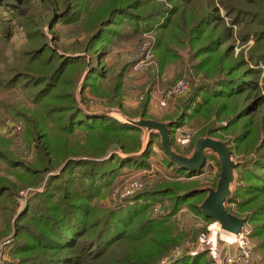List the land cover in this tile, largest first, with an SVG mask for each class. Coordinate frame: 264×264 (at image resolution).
I'll return each mask as SVG.
<instances>
[{
	"label": "trees",
	"instance_id": "trees-1",
	"mask_svg": "<svg viewBox=\"0 0 264 264\" xmlns=\"http://www.w3.org/2000/svg\"><path fill=\"white\" fill-rule=\"evenodd\" d=\"M93 1H100V6L94 8ZM35 4H43V15L31 12ZM55 13L54 27L88 31L83 44L87 56L59 53L51 46L44 28ZM12 21L25 30L28 44L10 60ZM54 27L51 33L56 38ZM151 32L163 60L178 59L174 47L188 43L196 73L208 79L169 122L171 135L187 118L209 121L216 116L227 121L226 127L209 128L210 136L230 132L233 137L226 142L233 157L243 156L227 210L251 224L264 264V0H0V95L20 90L35 104L30 109L0 98L2 118L24 121L25 140L37 147L31 165L9 154L8 144L0 149V161L22 169V175L15 172L20 181L45 182L43 192L28 200L12 225L8 219L5 230L12 233L14 228V261L8 264H212L204 252L170 255L185 239L175 235L174 220L183 206L211 220L200 209L207 197L203 183L175 180L114 208L101 204L124 169L150 167L152 147L160 136L152 134L144 148V129L107 115L86 114L76 90L89 89L116 101L126 69L106 84L112 72L103 64L108 46ZM251 40L254 44L246 54L243 50L236 54L237 41L244 47ZM147 105L141 118H148ZM207 160L219 165L213 155ZM167 166L178 177L203 174L188 173L168 161ZM19 188L0 179V215L9 218L15 212ZM161 200H168L171 210L151 215Z\"/></svg>",
	"mask_w": 264,
	"mask_h": 264
},
{
	"label": "rangeland",
	"instance_id": "rangeland-1",
	"mask_svg": "<svg viewBox=\"0 0 264 264\" xmlns=\"http://www.w3.org/2000/svg\"><path fill=\"white\" fill-rule=\"evenodd\" d=\"M93 7L100 6V1H93ZM32 13H41L43 15L45 9L43 4H35L30 7ZM44 12V13H43ZM58 20V14H54V18L49 26H45L44 32L47 34L51 41V46L55 47L59 53H67L68 55L74 54V56H87L84 52V43L88 39V31L83 28H73L66 25L55 26L56 18ZM228 25L229 21L227 18ZM56 32V38L52 35V28ZM10 29L12 30V38L8 47V58L11 60L14 58V54L25 48L28 44L26 32L22 27L16 26L15 22H11ZM235 32L237 27L233 26ZM156 34L154 32L144 33L142 36L131 39L116 41L112 45H109L103 59L105 68L111 70L109 73L106 84L112 82V77L119 74L123 69H126L124 77L121 80L122 89L119 93V98L116 101L110 100L105 96L94 95L89 89L84 93L79 89L76 90L77 101L79 107L86 114L93 115H107L122 123H129L127 119L139 120L141 113L143 112V106L147 102V119L156 120L160 122H170L174 120L183 109V104L189 98L194 89L199 88L203 83L208 82V79L202 74L198 75L195 71L196 61L192 57L190 47L188 43H185L183 47L175 46L178 59L169 61L163 60L162 56H159L155 51ZM253 40L249 41L248 45L240 46V42L236 43V54L242 50L248 52V49L253 45ZM162 61H164L162 63ZM162 63V64H161ZM206 78V79H205ZM184 83L185 89L181 90L179 84ZM103 84H105L103 82ZM113 97V96H111ZM1 99H10L20 105L28 106L30 109H34L35 104L33 101L27 99L26 95L18 90L14 91L10 95H0ZM2 108L0 106V149L4 150L7 145V152L14 156L17 160L24 162L26 165L35 163L37 159V147L33 142L28 144L25 140V134L27 131V125L24 121L16 120L13 118H2ZM217 117L212 116L208 121L207 119L195 120L188 119L185 124L177 128L173 135L174 138V150L183 156L190 157L194 151L193 144L200 138L210 137L212 139L220 140L225 143L231 137L230 132L226 131L218 132L214 136H210V126H227V121H220ZM22 123L21 131H15L9 128V123ZM131 124V123H129ZM190 136V144L184 146L178 142L181 136ZM147 130H144L142 135V142L144 148L148 145ZM153 153L150 157V167L144 169L127 168L116 180L115 187L112 192L102 200L101 204L107 208H114L121 203H125L128 199L140 196L141 194L155 190L162 187L164 183H171L178 181L183 184L191 183H203L204 188H216L220 178L221 165L217 155L210 153L217 158L219 165L215 160H207L206 166L203 168V174L195 178H187L186 176H175L172 168L167 166V161L170 163V159L166 156L161 147V139H156L152 147ZM233 154V153H232ZM10 155V156H11ZM236 163L243 160V156L233 157ZM15 172L23 174L22 169L17 168L14 170L10 168L7 162L0 161V179H7L12 183L19 185L18 195L15 198L13 207L15 212L11 214L9 218L2 214L0 215V234L3 235L5 228L7 227L8 219L11 225L15 222L25 210L28 200L37 192H43L44 181L38 185H30L26 181H20V178ZM49 175L45 177L44 180ZM238 173L235 170V182L233 184V191L235 190L238 182ZM133 183L141 184L142 187L138 192H135L133 197H122V194L130 189ZM203 203V202H202ZM233 209L235 206L232 207ZM158 210V211H157ZM171 210V205L168 200H161L155 204L150 214L154 216L166 215ZM236 210V209H235ZM13 216V217H12ZM245 219V218H244ZM176 231L175 235L182 234L185 239L179 244L170 255H174L177 252H189L197 247L200 236L208 231V227L212 224L210 221H206L199 215H195L187 206H183L180 213L175 217ZM247 228L253 232L251 224L247 222ZM14 228L12 233L0 236V250L5 253L4 264L14 261L12 257V250L14 247ZM252 247L254 250V257L258 264H263L262 257L257 252L256 244L252 239ZM207 253V252H204ZM208 254V253H207ZM211 259L210 255L208 254ZM212 261V259H211ZM213 264V262H212Z\"/></svg>",
	"mask_w": 264,
	"mask_h": 264
},
{
	"label": "water",
	"instance_id": "water-1",
	"mask_svg": "<svg viewBox=\"0 0 264 264\" xmlns=\"http://www.w3.org/2000/svg\"><path fill=\"white\" fill-rule=\"evenodd\" d=\"M57 20V17L55 18ZM127 121L138 128L147 130L148 141L152 134H157L161 139V147L170 162L179 169L188 173L201 172L207 164V155H217L221 173L216 188H204L207 197L200 206L203 215L220 223L223 232L238 235L247 224V220L227 210V204L233 195L235 182V170L237 163L233 159L229 145L223 141L210 137L200 138L196 141L194 151L190 157L178 154L173 149V140L169 122H160L151 119L140 118L139 120ZM149 143V142H148Z\"/></svg>",
	"mask_w": 264,
	"mask_h": 264
},
{
	"label": "built area",
	"instance_id": "built-area-1",
	"mask_svg": "<svg viewBox=\"0 0 264 264\" xmlns=\"http://www.w3.org/2000/svg\"><path fill=\"white\" fill-rule=\"evenodd\" d=\"M179 88L185 89L184 83H180ZM9 123V128L15 131H21L22 123ZM178 142L186 146L190 144V136H181ZM141 184L133 183L122 197H129L141 189ZM158 211V210H157ZM248 224V223H247ZM244 226L243 230L238 234H228L222 231L221 225L218 222H213L208 231L203 233L198 241L197 247L189 252L191 256H196L199 253L207 252L213 264H258L254 257V250L251 241V230ZM184 252H177L175 256H180ZM5 253L0 250V264H4ZM166 262V259L163 263Z\"/></svg>",
	"mask_w": 264,
	"mask_h": 264
}]
</instances>
